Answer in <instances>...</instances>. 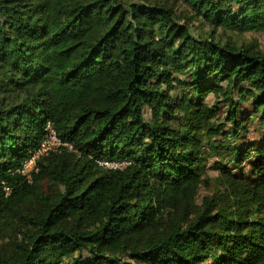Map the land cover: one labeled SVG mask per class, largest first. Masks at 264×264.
Masks as SVG:
<instances>
[{"label":"trees","instance_id":"1","mask_svg":"<svg viewBox=\"0 0 264 264\" xmlns=\"http://www.w3.org/2000/svg\"><path fill=\"white\" fill-rule=\"evenodd\" d=\"M186 2L0 0V264H264V0Z\"/></svg>","mask_w":264,"mask_h":264},{"label":"rangeland","instance_id":"2","mask_svg":"<svg viewBox=\"0 0 264 264\" xmlns=\"http://www.w3.org/2000/svg\"><path fill=\"white\" fill-rule=\"evenodd\" d=\"M172 5L174 6V9L178 13V17H185L186 16H191L194 13H192V10L186 0H169ZM182 21H185V19H182ZM190 23L192 25V28L196 32L200 31H210V26L208 24L201 25L200 21L197 19H191ZM203 26V27H202ZM219 33H221V30H219ZM226 33L223 34L225 36ZM231 38L235 41H240V42H252L255 43L259 48L264 49V33L261 32H255V31H250V32H245L242 35L238 34H230ZM214 97L212 95L209 96L208 101H213ZM215 158L211 157L209 160L206 162V165L204 167V172H205V178L208 179L207 184L205 183L198 194V203L201 202V199L204 195L210 192V189L213 187H216L218 180L217 177L219 175V172L215 170L214 168V162Z\"/></svg>","mask_w":264,"mask_h":264},{"label":"built area","instance_id":"3","mask_svg":"<svg viewBox=\"0 0 264 264\" xmlns=\"http://www.w3.org/2000/svg\"><path fill=\"white\" fill-rule=\"evenodd\" d=\"M48 130V135L46 139L41 143V145L31 153L30 157L21 165L18 169V172L22 174L27 181H32V175L34 172L38 171V161L49 155L52 152L58 151L62 146H72L68 143L62 141V139L57 135L55 129L52 127L51 123H48L46 126ZM101 165L107 166L110 168H121L126 163L125 162H100Z\"/></svg>","mask_w":264,"mask_h":264}]
</instances>
